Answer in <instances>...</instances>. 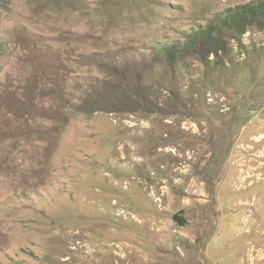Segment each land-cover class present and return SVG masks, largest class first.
I'll return each instance as SVG.
<instances>
[{
    "label": "rangeland",
    "instance_id": "rangeland-1",
    "mask_svg": "<svg viewBox=\"0 0 264 264\" xmlns=\"http://www.w3.org/2000/svg\"><path fill=\"white\" fill-rule=\"evenodd\" d=\"M245 1L0 0V264H150L154 218L119 162L209 144L217 105L264 117V31L238 58L257 77L247 94L244 69L171 70L152 45ZM261 133L236 147L263 148ZM248 240L236 264H264V225Z\"/></svg>",
    "mask_w": 264,
    "mask_h": 264
},
{
    "label": "crops",
    "instance_id": "crops-1",
    "mask_svg": "<svg viewBox=\"0 0 264 264\" xmlns=\"http://www.w3.org/2000/svg\"><path fill=\"white\" fill-rule=\"evenodd\" d=\"M207 114L209 144L187 147L182 140L170 148H139L137 163L119 162L133 168L127 192L134 208L154 218L150 264H236L246 255L252 227L263 228L264 148L236 145L259 141L264 117L245 114L236 103ZM168 133H174L170 125Z\"/></svg>",
    "mask_w": 264,
    "mask_h": 264
},
{
    "label": "trees",
    "instance_id": "trees-1",
    "mask_svg": "<svg viewBox=\"0 0 264 264\" xmlns=\"http://www.w3.org/2000/svg\"><path fill=\"white\" fill-rule=\"evenodd\" d=\"M253 29L264 31V0H248L215 11L205 24L181 29L178 37L158 40L152 49L171 70L188 66L191 61L199 62L206 72L210 69L225 76L244 69L249 76L236 85L247 94L255 87L257 77L249 66H240L238 58L242 53L249 55L244 38ZM173 217L182 223L178 213Z\"/></svg>",
    "mask_w": 264,
    "mask_h": 264
},
{
    "label": "built area",
    "instance_id": "built-area-1",
    "mask_svg": "<svg viewBox=\"0 0 264 264\" xmlns=\"http://www.w3.org/2000/svg\"><path fill=\"white\" fill-rule=\"evenodd\" d=\"M235 47H236V46H235ZM242 55H244V53H242ZM250 113L255 115V114H256V111H255V110H250ZM185 124H187L186 121H184V125H185ZM192 124H194V123H192ZM263 148H264V147H263ZM242 163H243V165H244V159H243ZM251 169H252V170H253V169L256 170V169L253 168V167H251ZM243 175H244V177H245L246 179H247V178H251V179H252V177H253L251 174L246 175V173H244V172H243ZM174 230H176V229H174Z\"/></svg>",
    "mask_w": 264,
    "mask_h": 264
}]
</instances>
